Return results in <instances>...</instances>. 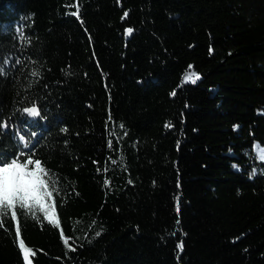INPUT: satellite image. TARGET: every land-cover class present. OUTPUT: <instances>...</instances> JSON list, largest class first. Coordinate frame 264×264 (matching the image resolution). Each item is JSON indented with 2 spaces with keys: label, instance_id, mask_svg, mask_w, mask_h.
<instances>
[{
  "label": "trees",
  "instance_id": "trees-1",
  "mask_svg": "<svg viewBox=\"0 0 264 264\" xmlns=\"http://www.w3.org/2000/svg\"><path fill=\"white\" fill-rule=\"evenodd\" d=\"M0 68V154L59 188L0 264L17 223L32 264H264V0H0Z\"/></svg>",
  "mask_w": 264,
  "mask_h": 264
},
{
  "label": "snow or ice",
  "instance_id": "snow-or-ice-1",
  "mask_svg": "<svg viewBox=\"0 0 264 264\" xmlns=\"http://www.w3.org/2000/svg\"><path fill=\"white\" fill-rule=\"evenodd\" d=\"M76 11L72 12V15H79V5H75ZM128 13H125V17ZM21 37H23V29H18ZM133 29H126V34H131ZM211 52V49H210ZM189 71L183 77V82L196 83L200 79L199 73L191 71L192 65L188 66ZM3 69L0 68V73ZM33 76H38L37 71L32 72ZM172 95H175V90ZM29 116L37 117L40 116L39 108L33 104L31 107L24 108L22 110ZM111 119V117H109ZM6 124H0V128L6 127ZM121 127H123L121 125ZM166 127H171L167 124ZM35 136V133L32 134ZM20 141L24 143L25 148L28 147L29 142H25V137L20 136ZM112 141L109 140V146L111 147ZM259 147L254 145V150ZM264 152V149L261 150ZM34 154L25 155V153H18L9 162L5 155L0 154V219L6 217L9 212L11 213V218L16 221L17 219V209L27 210L28 213L35 216L36 211H40L44 214L45 219L51 223H59L56 219V211L54 204L51 202L54 194L59 193V188L57 187L58 179L51 174L45 167L42 166V162L39 159H34ZM21 158H24V162H21ZM257 158L264 159V155L258 153ZM115 163V161H113ZM32 166V167H30ZM236 167V165H234ZM256 174V170H253L252 175ZM131 182V181H129ZM105 184H109L106 180ZM179 187V183L177 185ZM180 197H177V202H179ZM179 224V221H177ZM63 235V234H62ZM99 235V233H97ZM21 230L19 224L16 225V238L18 241L19 248L22 253L23 260L25 264H32L30 257L34 256L35 253L33 249L25 247L24 241L20 238ZM67 243V241H65ZM178 249H183V243L177 245Z\"/></svg>",
  "mask_w": 264,
  "mask_h": 264
},
{
  "label": "rangeland",
  "instance_id": "rangeland-1",
  "mask_svg": "<svg viewBox=\"0 0 264 264\" xmlns=\"http://www.w3.org/2000/svg\"><path fill=\"white\" fill-rule=\"evenodd\" d=\"M254 145H258L259 147H257L255 150H254V152H255V154L258 156V153H260L261 155H264V152H261V150L262 149H264V146L263 145H261V144H259L258 142H256ZM253 149H254V147H253ZM262 160H264V159H262ZM31 260V259H30Z\"/></svg>",
  "mask_w": 264,
  "mask_h": 264
},
{
  "label": "water",
  "instance_id": "water-1",
  "mask_svg": "<svg viewBox=\"0 0 264 264\" xmlns=\"http://www.w3.org/2000/svg\"><path fill=\"white\" fill-rule=\"evenodd\" d=\"M31 107V106H30Z\"/></svg>",
  "mask_w": 264,
  "mask_h": 264
}]
</instances>
